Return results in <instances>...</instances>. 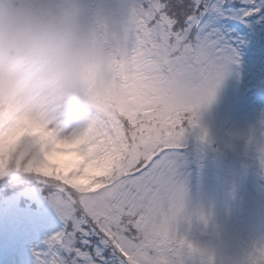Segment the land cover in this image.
<instances>
[{"label": "snow or ice", "instance_id": "obj_1", "mask_svg": "<svg viewBox=\"0 0 264 264\" xmlns=\"http://www.w3.org/2000/svg\"><path fill=\"white\" fill-rule=\"evenodd\" d=\"M243 2L244 8L234 0H131L127 54L133 63L152 66L167 107L110 118V126L123 130L127 159L120 171L90 189L30 169L14 179L0 178L14 197L38 191L63 222L46 240L47 251H36L38 264H210L197 258L206 250L180 230L189 214L179 155L201 107L214 100L247 43L221 21L264 20V0ZM173 65L183 67L182 76L160 80L158 74ZM254 139L264 165V131ZM244 264H264V244L255 245Z\"/></svg>", "mask_w": 264, "mask_h": 264}, {"label": "clouds", "instance_id": "obj_2", "mask_svg": "<svg viewBox=\"0 0 264 264\" xmlns=\"http://www.w3.org/2000/svg\"><path fill=\"white\" fill-rule=\"evenodd\" d=\"M131 22L130 6L109 0H0V178L30 169L90 189L121 170L123 130L110 118L167 107L152 66L129 59Z\"/></svg>", "mask_w": 264, "mask_h": 264}, {"label": "rangeland", "instance_id": "obj_3", "mask_svg": "<svg viewBox=\"0 0 264 264\" xmlns=\"http://www.w3.org/2000/svg\"><path fill=\"white\" fill-rule=\"evenodd\" d=\"M109 3L128 7L131 0ZM250 20L248 25L221 21L247 43L240 46V62L230 65L214 100L201 107L199 123L187 132L179 155L178 173L186 184L189 214L180 230L206 250L197 258L210 264H244L251 249L264 244V165L254 139L264 131V20ZM76 110L72 118H65V130L82 115V109ZM204 132L207 136L201 139ZM7 183L0 181V233L13 231L27 241L17 251L16 264H38L36 251H47L46 240L63 222L38 191L17 198L9 195L12 189H5ZM27 212L54 222H23L25 215L34 219ZM5 249L1 242L0 254Z\"/></svg>", "mask_w": 264, "mask_h": 264}, {"label": "trees", "instance_id": "obj_4", "mask_svg": "<svg viewBox=\"0 0 264 264\" xmlns=\"http://www.w3.org/2000/svg\"><path fill=\"white\" fill-rule=\"evenodd\" d=\"M234 3L236 6H238L240 8H242V6L244 5L243 3H240V1H238V0H234ZM11 192H13V190Z\"/></svg>", "mask_w": 264, "mask_h": 264}]
</instances>
